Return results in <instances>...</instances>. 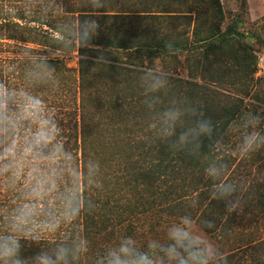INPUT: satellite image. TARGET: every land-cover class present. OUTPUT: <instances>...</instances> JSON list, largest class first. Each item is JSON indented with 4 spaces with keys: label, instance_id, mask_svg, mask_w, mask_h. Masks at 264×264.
<instances>
[{
    "label": "trees",
    "instance_id": "16d2710c",
    "mask_svg": "<svg viewBox=\"0 0 264 264\" xmlns=\"http://www.w3.org/2000/svg\"><path fill=\"white\" fill-rule=\"evenodd\" d=\"M22 3L0 0V80L25 87L29 58L21 54L22 47L60 57L49 61L57 71L58 88L35 91L57 109L62 138L81 172L89 159L99 162L103 185L84 188L91 210L45 233L39 245L21 241L22 256L32 257L79 234L89 242L80 264H95L105 247L123 237H133L142 249L149 239H165L167 228L189 214L198 226L202 220L215 222L214 228L202 230L229 247L223 252L229 264H264V234L256 236L250 229L264 214V176L260 189L254 184L246 191L249 197L254 193L250 209L228 213L222 201L211 198L214 182L205 174L211 160H223L228 165L225 180L244 189L246 179L264 163V147L240 163L227 149L235 145L231 128L254 111L246 99L256 95L260 81L253 43L264 46V38L246 27L247 0H239L240 11L229 20L222 0H104L100 9L88 0H64L65 13L43 25L22 14ZM89 16L100 24L94 47L61 52L49 31L51 23ZM166 41L174 53L165 50ZM101 53L108 63H95ZM71 59L76 68L69 65ZM148 67L168 74L161 107L172 98L197 105L217 126L225 149H208L205 140L199 154H173L164 141L151 137V113L141 87ZM66 183L61 182L62 188ZM15 203L12 194L0 191V212Z\"/></svg>",
    "mask_w": 264,
    "mask_h": 264
},
{
    "label": "clouds",
    "instance_id": "9594fccd",
    "mask_svg": "<svg viewBox=\"0 0 264 264\" xmlns=\"http://www.w3.org/2000/svg\"><path fill=\"white\" fill-rule=\"evenodd\" d=\"M88 3L94 9L104 7V0ZM20 8L25 17L37 19L42 25L66 11L64 0H23ZM99 29L94 16L54 22L49 27L62 46L61 52L77 46L91 48ZM164 48L170 54L175 51L167 41ZM21 54L29 58L24 68L25 87H10L0 80V191L12 194L16 202L14 208L0 212V264H80L89 251V242L79 234L49 250L41 248L32 257L21 254V241L39 245L45 233L57 231L62 224L73 222L81 211L94 207L83 195L85 187H103L99 162L89 159L81 172L62 138L57 109L47 105L35 91L58 88L57 71L49 61L60 57L33 54L23 47ZM108 62L102 53L95 60L96 64ZM14 68L12 65L5 72ZM168 84V74L162 69H144L141 87L151 113V137L164 141L173 154H199L205 140L208 149H225L217 136V126L197 105L172 98L161 107L160 93L167 90ZM262 124L264 118L260 115L244 113L231 128L240 137L237 151L242 157L264 147ZM227 167L223 160L213 159L205 174L214 182L211 198L222 201L228 213H236L246 200L239 185L225 180ZM62 181H67L63 188ZM191 206H196L195 200ZM214 227L213 220H202L198 226L186 214L167 228L165 239H149L142 249L133 237H123L105 247L95 264H229L226 254L202 230Z\"/></svg>",
    "mask_w": 264,
    "mask_h": 264
},
{
    "label": "rangeland",
    "instance_id": "374dc122",
    "mask_svg": "<svg viewBox=\"0 0 264 264\" xmlns=\"http://www.w3.org/2000/svg\"><path fill=\"white\" fill-rule=\"evenodd\" d=\"M222 2L225 6L228 20L240 11L239 0H222ZM246 13H247L246 14V19H247L246 27L251 30L256 31L259 35H261L264 38V0H247V12ZM253 45L255 46L256 54L258 56L257 77L260 78L258 89H257L255 96H259L260 99L259 100L256 99L255 96H252L251 98L246 99L247 103H250V105L252 104L250 106V109L254 108V111H256V113H254V111L253 112L248 111L247 113L258 114L262 118H264V46L258 43H255V42L253 43ZM68 63L70 66L74 68L77 67V61L74 59L69 60ZM260 130L264 131V124L261 125ZM232 141L235 142V145L227 147V149H229V151L235 155V158L237 159V163H240L241 159H244L245 157H242L237 151V146L240 143V137L238 133H236V137L233 138ZM250 156L248 155L246 158L250 160L251 158ZM259 166L262 167L260 172L256 171L255 173H252L249 178L246 179V183L244 184V189H243L244 198L246 200V203L244 205L246 206L245 207L242 206L238 210V212H242L243 209L245 210L246 208L250 209L247 203L249 199L254 198L253 197L254 193H251L249 197L248 195H246V191L249 189L253 190L254 184L258 186V189H260L261 187L260 186V184H262L261 180L263 179V176H264V163L260 164ZM243 168L244 166L242 167V170ZM250 229L255 232L256 236H258V234L259 235L264 234V214H261L259 216V220L255 224H253V226ZM204 234L206 235L207 239L211 241L212 243H214L215 245H217L222 252H227L229 250V247L222 246L223 243L217 237L210 236L206 234L205 232ZM232 238L233 237H230V240Z\"/></svg>",
    "mask_w": 264,
    "mask_h": 264
}]
</instances>
